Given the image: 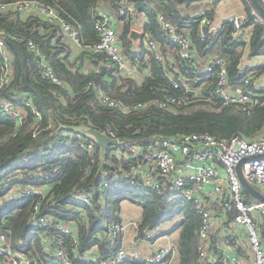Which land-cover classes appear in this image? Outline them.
Segmentation results:
<instances>
[{"label": "trees", "instance_id": "obj_1", "mask_svg": "<svg viewBox=\"0 0 264 264\" xmlns=\"http://www.w3.org/2000/svg\"><path fill=\"white\" fill-rule=\"evenodd\" d=\"M15 1L18 0L0 3ZM34 1L54 7L62 19L76 26L83 50L74 57L61 22L50 23L36 8L0 9V37L4 40L0 48V80L7 72L4 53L10 57L9 79L0 88V245H7L36 264H62L52 253L53 237L61 235L73 264H102L101 259L112 257L122 247L123 236L112 237V227L122 220V203L131 201L143 208L141 236L180 216L170 230L172 233L181 229L175 264H201V215L192 201L182 195L161 194L125 178H121L120 186L109 189L102 188V183L105 179L112 183L111 173L131 162L120 157L118 150L127 152L130 145L148 144L156 137L194 132H208L220 138L264 137V86H258L264 64L251 68L243 65L246 50L251 57H264L263 30L250 15L255 8L253 1L243 0L247 18L239 34L234 35L233 24L228 20L217 30H210L201 25L197 16L181 10L182 6L203 0H108L113 13L124 20L118 33L122 55L130 63L140 62L141 69L133 73L92 48L99 40L95 20L102 0ZM212 1L216 4L221 0ZM260 2L264 6V1ZM125 5H132L145 16L143 21H137L146 33L138 46L130 38L132 16L119 13ZM160 14L191 39V59L183 57L181 46L164 31ZM208 14L213 19V12ZM30 40L35 42L36 50L30 47ZM216 56L227 60L232 84H242L251 77L249 103L225 104L217 95L219 66L213 63ZM81 58L95 67L89 70ZM42 59L53 67L61 84L44 74ZM173 80L179 81L180 86L175 87ZM102 93L134 109L125 112L110 106L103 102ZM171 96H186L188 101H168ZM6 102L20 112V117L3 109ZM160 102L167 105L163 107ZM83 124L113 131L121 143L107 149L103 156L95 144L91 154L81 145L88 138L69 128ZM29 187L43 188V193L25 194L24 189ZM14 193L20 197L10 199ZM246 194L249 201L256 200ZM85 196L90 200L86 201ZM36 205L38 212L49 218L48 224L35 225ZM212 211L218 223L224 222L225 226L213 234L210 251L219 252L217 237L220 232L227 233V238L234 233L233 216L228 214L222 219L218 208ZM258 221L264 239V220ZM59 224L76 229L77 244L72 243L71 234L61 232ZM242 252L249 257L248 248ZM174 253L175 250L170 259ZM4 260L0 255V264H6Z\"/></svg>", "mask_w": 264, "mask_h": 264}, {"label": "built area", "instance_id": "obj_2", "mask_svg": "<svg viewBox=\"0 0 264 264\" xmlns=\"http://www.w3.org/2000/svg\"><path fill=\"white\" fill-rule=\"evenodd\" d=\"M9 7L22 10L40 7L50 23L60 21L63 29L68 32L71 38L81 44L79 29L72 23L62 19L54 7L38 4L34 0H18L11 4L0 3V9H8ZM209 11L203 9L195 16L198 17L201 25H207L210 30H217L219 27L214 25L213 19L208 14ZM119 13L122 16L131 15L132 20H134L136 10L132 5H125L121 7ZM250 15L262 27V37L264 38V17L256 8L250 11ZM159 17L164 31L174 42L181 46L183 57L191 59L193 52L191 39L185 33L180 32L164 15L160 14ZM246 18L245 13L232 15L227 19L233 24L234 35L239 34ZM95 27L98 31L99 40L93 44V50L108 55L121 68H126L127 62L121 53L113 15L99 10L96 15ZM132 28L143 32L144 35L146 34L144 28L140 25L132 23ZM29 45L31 48L37 49L33 40L29 41ZM150 45L156 47L153 41H150ZM3 46L4 40L0 37V48L2 49ZM39 54L41 55V53ZM4 57L7 72L0 80V88L4 87L9 79L10 57L6 53H4ZM213 60V63L219 66V78L216 86L217 95L223 99L225 104L249 103L252 100L251 77H246L242 84L234 85L230 82L227 60L221 56H216ZM40 65L48 78L55 83H62V79L59 78L47 61L42 59ZM211 68L212 66H209V70ZM139 69H141L140 62H135L133 70ZM173 84L175 87H179L181 83L173 80ZM101 98L104 103L119 107L125 112L134 109V107L126 105L105 93H102ZM168 101L186 103L188 97L184 96L178 99L171 96ZM26 103L30 105L31 101L27 100ZM159 104L163 107L167 105L165 102ZM2 107L9 115L15 118L20 117V112L11 103L6 102L2 104ZM33 110L36 111L37 115H40V112L35 108ZM107 132L112 137H117L113 131ZM95 144V141L90 138L81 141V145L91 154H94ZM117 152L120 157L131 160V162L125 168L111 173L114 178L112 183L110 180L105 179L102 188L109 189L120 186L122 183L121 178H125L132 183L141 184L161 194L182 195L192 201L201 215V241L198 246V256L201 264H239V257L236 254H221L220 251H210L214 241L212 227L216 221L212 211L213 207L220 209L224 216L232 214L237 230L243 229L246 232L254 263L264 264V239L261 236L258 221L259 219L264 220V203L255 197L256 200L249 201L247 191L243 188L238 173V165L241 164L242 172L247 180L252 185L261 186L264 190V137L247 139L241 135H234L230 138H220L208 132L183 133L177 137H156L148 144H132L128 147L127 152H123L122 149ZM46 176H50V172H47ZM42 189L40 187H29L24 189V193L37 195L43 193ZM18 197L20 195L14 193L10 196V199ZM83 198L86 201L90 200L87 196ZM35 209L38 212L39 205H36ZM33 219L38 227L49 223V218L39 212ZM130 226H134V237L138 244L149 241L155 235L163 236L165 234L164 229L159 228L155 232L147 231L144 236H141L139 221L121 220L113 224L112 237L125 235ZM58 227L62 233L72 235V243H78L76 229L64 224H59ZM174 250L172 245H161L153 252L143 254L137 250L130 251L125 247H121L112 257L101 259V262L102 264H130L129 262H137V264H171L169 257ZM52 253L62 264H73L63 236L53 237ZM0 255L4 256L6 259L4 262L6 261L8 264H30L31 261L25 256L13 252L5 244L0 245Z\"/></svg>", "mask_w": 264, "mask_h": 264}, {"label": "crops", "instance_id": "obj_3", "mask_svg": "<svg viewBox=\"0 0 264 264\" xmlns=\"http://www.w3.org/2000/svg\"><path fill=\"white\" fill-rule=\"evenodd\" d=\"M209 1H212V0H209ZM212 2H213V4H215L214 1H212ZM195 3H197V2H195ZM192 5H190V6H182L181 7V10L185 14H190V15H197V13H199L203 9H208V10H210V11L213 12V8L211 6H202L199 9L192 10ZM36 9L38 10V7H36ZM112 9L113 8L109 4L108 0H102L101 1L100 10H103L104 12H107V13H111L113 15V19H114V22H115V27H116V29H117V31L119 33L122 30L123 26H124V20L121 19L117 14L113 13L114 11ZM40 11H41V9H40ZM245 13H246V11H244L242 14H245ZM213 14H214V12H213ZM134 16H135L134 17V20H133L135 22V23L133 22L134 25H139V22H137V21H143L144 18H145V16L143 14H139L137 11H136V14ZM231 16H229V17H231ZM229 17H227L226 19H224V21L227 20ZM213 19H214V17H213ZM213 23H214V20H213ZM220 26H218V27H220ZM131 29H132V26H131ZM63 31L66 33V35H67L66 37L68 38V40L70 41L71 45L73 46L74 53H75V56L74 57H76L83 50L81 48L82 45L79 44V43H77L73 38H71V36L68 34L67 31H65L64 29H63ZM142 35H143V37L145 36L143 32H142ZM143 37L141 39H138V40H133L131 37L130 38L132 39L134 46H138L139 44H141V41H142ZM119 44H120V42H119ZM247 46L245 45L244 50L247 49ZM80 62L81 63H84V65L89 70H91V69H93L95 67L93 65V63L91 61H89L88 59H86V58H81ZM126 62H127V67L124 68V69L127 70V71H130L131 73L136 72V70H133V64L134 63H130L129 60H126ZM203 62H204V66H206V64H208V61H206V60L203 61ZM263 63H264V57L263 56L251 57V56L248 55L247 50L245 51V55L243 57V65L245 67L247 66L248 68H251V67H253L255 65H259V64H263ZM258 79H259L260 84L263 85L264 84V74L260 75ZM214 208H217V207H213L212 209H214ZM121 217H122V220L129 221V220L126 219L127 217H125L122 214H121ZM226 217L227 216H224V215L221 216L222 219L223 218H226ZM140 219H136V220L137 221H140ZM231 222H232V225H233V232L234 233L231 234L227 238V236H226L227 233L224 234L223 232L222 233L220 232L219 235H218V237H217L218 240H216V243L220 246V248L218 247L220 253L221 254L222 253H224V254H233V255L236 254L239 257L238 258L239 259V264H255L254 263V259H253L252 252L250 250L249 242H248V239H247V236H246V232L243 229L237 230V227L234 224L233 219H232ZM224 227H225L224 226V222L223 223L222 222L218 223V221L216 219V221H215V223H214V225L212 227V233L214 234L216 231H218L219 228H224ZM122 236H123V239H122V247H125L127 250H130V251L131 250H137V246L141 245V244L136 243V241H135V237H134L135 236V231L133 232V234L131 236V241L129 243H127L128 234L126 233L125 235H122ZM157 237L158 236L155 235V237H153V238H151L149 240V241H152L153 242V243H151L152 244L151 245L152 247H153L154 243L156 241H158V238ZM214 239L215 238H213V240ZM167 242L168 243H166V244H160L159 246H161V245H171L172 244V239L168 238L167 239ZM159 246L153 247L150 250L145 251V252H140L139 250H137V251H139L140 253H143V254H149V253L153 252L154 250H156ZM173 246H174V244H173ZM174 248H175V246H174ZM245 248L246 249L248 248V251L250 252V255H249L248 258L244 257V254H242L243 253L242 250L245 249ZM90 256L93 257V255H90ZM86 259H89V258H86ZM175 262H176V260H175V255H174L173 258L171 259V264H175Z\"/></svg>", "mask_w": 264, "mask_h": 264}, {"label": "rangeland", "instance_id": "obj_4", "mask_svg": "<svg viewBox=\"0 0 264 264\" xmlns=\"http://www.w3.org/2000/svg\"><path fill=\"white\" fill-rule=\"evenodd\" d=\"M202 6H211L213 8L214 12V25L215 26H220L224 19L231 15H236V14H242L245 11V4L243 0H221L220 2L213 4L212 1L209 0H204V1H199L197 3H194L192 5V10L199 9ZM258 86H262V84L259 83ZM264 86V84H263ZM256 188L261 189L263 192V188L257 184H254ZM15 188V187H14ZM17 188V187H16ZM121 214L127 217V220H136L140 219L143 214V208L139 203H134L131 201H124L121 206ZM180 220V216H176L175 218L166 221L161 225V227L164 229L165 234L164 236H158V241H156L153 245V247L159 246L160 244H166L167 239L170 238L172 239V246L174 244L175 246V260L178 259V247L180 243V230L177 229L176 231L170 233L171 228ZM135 231L134 226H130L127 234H128V240L127 243L131 241V236L133 232ZM168 237V238H167ZM153 243L152 241H144L143 244L137 246V250L140 252H145L153 248L151 245ZM6 263V261H5ZM8 264V263H6Z\"/></svg>", "mask_w": 264, "mask_h": 264}, {"label": "water", "instance_id": "obj_5", "mask_svg": "<svg viewBox=\"0 0 264 264\" xmlns=\"http://www.w3.org/2000/svg\"><path fill=\"white\" fill-rule=\"evenodd\" d=\"M255 8L258 10V12L264 17V6L260 2V0H252ZM38 10L40 11V7H38ZM130 37L133 40H138L143 37L142 32L132 28L130 31ZM105 70V67H103V72ZM194 90H189V93H194ZM69 128L75 130L79 134H82L86 136L87 138L93 139L97 145L100 147V155L103 156L104 153L107 151V149L119 145L120 140L118 137H112L107 131L105 130H99L91 125H77V126H70ZM238 173L241 180V183L243 185V188L249 192L253 197L260 200L262 203H264V193L256 188L254 185H252L247 178L244 176L242 172L241 164L238 165ZM30 264H36L35 260H31Z\"/></svg>", "mask_w": 264, "mask_h": 264}]
</instances>
